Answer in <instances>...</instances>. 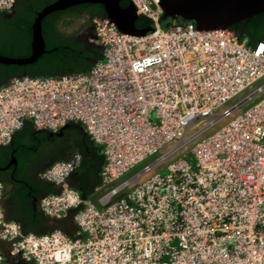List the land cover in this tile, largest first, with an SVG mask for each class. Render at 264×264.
Listing matches in <instances>:
<instances>
[{
	"label": "built area",
	"instance_id": "2783aa9c",
	"mask_svg": "<svg viewBox=\"0 0 264 264\" xmlns=\"http://www.w3.org/2000/svg\"><path fill=\"white\" fill-rule=\"evenodd\" d=\"M128 1L152 22L147 34L94 18L90 40L100 57L88 70L0 85V146L25 122L50 132L72 123L104 157L89 198L67 183L79 153L39 173L55 188L39 210L71 218L70 234L24 233L6 215L0 183V264H264V40L250 46L230 29L203 31L185 20L162 26L157 0ZM15 2L0 0V12ZM152 151L175 163L143 164ZM135 211L162 226L158 240Z\"/></svg>",
	"mask_w": 264,
	"mask_h": 264
},
{
	"label": "trees",
	"instance_id": "16d2710c",
	"mask_svg": "<svg viewBox=\"0 0 264 264\" xmlns=\"http://www.w3.org/2000/svg\"><path fill=\"white\" fill-rule=\"evenodd\" d=\"M17 1V0H16ZM56 0H18L14 4V12L10 18H4L0 13L1 22L9 29L8 35H0V54L7 57H28L31 53L32 24L38 12ZM121 1L120 5H126ZM97 9L90 16H104L99 4H79L66 10H56L47 13L40 22L41 35L45 44V52L36 61L23 65L0 63V85L10 77L22 74L28 76H49L64 73H76L88 70L100 57L98 47L87 46L82 43H72L69 37L59 32L58 23L69 24L62 17L69 14L78 15L83 9ZM9 22V24H7ZM166 20L163 25L171 24ZM151 21L138 16L136 28H145ZM230 30L245 36L250 46H255L264 40V11L229 27ZM20 40V43L17 41ZM17 43V44H16ZM3 71L5 73H3ZM29 122L16 130L8 145L0 146V167L6 165L11 156L16 159L15 165H10L5 172L0 171V182L9 187L5 198V212L7 217L17 222L24 233H43L53 228H60L70 234L74 231L71 218H64L49 224L39 210L35 208L36 199L43 194L55 191L54 186L38 178L44 169L42 164L37 168L35 177L27 176L30 164L39 156L51 154L47 165L59 160H66L71 154L82 156L79 167L68 177V184L75 188L83 198H87L94 187L99 184V172L103 164L100 148L95 145L86 134L82 133L79 125L72 124L62 129L63 135H51L46 130L33 132ZM37 157V158H35ZM9 174L12 176L10 177ZM6 177V178H5ZM5 178V179H4ZM9 179L11 184L6 182ZM24 218L29 222H21Z\"/></svg>",
	"mask_w": 264,
	"mask_h": 264
},
{
	"label": "water",
	"instance_id": "95a60500",
	"mask_svg": "<svg viewBox=\"0 0 264 264\" xmlns=\"http://www.w3.org/2000/svg\"><path fill=\"white\" fill-rule=\"evenodd\" d=\"M84 3L99 4L106 18L121 33L142 36L151 30V26L145 28L135 27L137 14L131 3L122 6L120 5V0H56L38 12L34 19L30 55L28 57L13 58L0 54V63L5 65H23L36 61L45 52L40 28L42 18L51 11L65 10L74 5ZM158 5L162 11V21L178 19L192 21L197 29L203 31L229 29L230 26L264 11V0H158ZM12 12H14V6L9 12H5V15H10ZM69 125L72 124L68 123L62 128ZM32 129L34 130L33 132L39 131L38 129ZM80 129L85 134L84 129L82 127ZM54 133L56 134V132L50 134ZM12 164H16L14 156H11L7 165L0 167V170L7 169ZM35 202V208L39 210L38 199ZM49 220V224L54 223V220Z\"/></svg>",
	"mask_w": 264,
	"mask_h": 264
},
{
	"label": "flooded vegetation",
	"instance_id": "af4514ba",
	"mask_svg": "<svg viewBox=\"0 0 264 264\" xmlns=\"http://www.w3.org/2000/svg\"><path fill=\"white\" fill-rule=\"evenodd\" d=\"M121 1H125L126 2V0H120V3H121ZM18 2V0L15 2V3H17ZM85 4H87V3H85ZM128 4V2L126 3V5ZM79 5V4H78ZM126 5H124V6H126ZM101 7V6H100ZM101 9H102V7H101ZM66 10V9H65ZM103 10V9H102ZM91 12H97V9H93V8H90L89 10H85V9H83L79 14L80 15H83V16H85L84 17V20L82 19V21H79V23H78V26H79V28H78V31L75 33V35H70V36H72V37H69V40L72 42V43H82L83 44V46L85 47V48H87V46H90V44L88 43V39L89 38H93L94 36H95V29H94V24H93V19L94 18H97V17H106L105 15L104 16H90L89 15V13H91ZM104 12V11H103ZM13 14V13H12ZM11 14V15H12ZM11 15H5V14H3V17L4 18H10V16ZM65 16H67V15H65ZM64 16V17H65ZM138 17V16H137ZM63 18V17H62ZM87 20V21H86ZM64 21V20H63ZM7 24H9V22L7 23ZM1 26L2 27H0V35H8L9 34V29H7V27L6 26H4L3 25V23L1 22ZM62 27V24H60V23H58V28H59V32H61L62 34H65V35H67V36H69V34H67V33H65V31L64 30H62V29H60ZM17 43H20V40H18L17 41ZM16 43V44H17ZM45 47V46H44ZM3 73H5L4 71H3ZM65 129L66 128H68V126L67 127H64ZM64 128H61V129H59L57 132H56V134L54 133V135H58V136H62L63 135V131H62V129H64ZM50 133H52V132H49V136H51V135H53V134H50ZM51 157H52V155L51 154H46V155H43V156H39L38 158L37 157H35V158H37L36 159V161L35 162H33V163H31L30 164V167L28 168V170H27V172H26V175L27 176H31V177H35V172L37 171V168L39 167V166H41V164H42V166H43V168L45 169L48 165H47V161H49L50 159H51ZM83 159V158H82ZM10 161V160H9ZM7 165V164H6ZM6 165H4V166H6ZM4 166H2V167H4ZM7 169H9V168H7ZM7 169H4V170H0V171H6ZM43 169V170H44ZM42 170V171H43ZM41 171V172H42ZM9 176L10 177H12L10 174H9ZM6 178V177H5ZM4 178V179H5ZM39 178V177H38ZM40 179V178H39ZM6 182L7 183H9V184H11L10 182V180L9 179H6ZM3 184V188H4V192H5V194H4V198H3V206L5 205V198H6V194L8 193V191H10L9 190V187L6 185V184H4V183H2ZM4 209H5V207H4ZM21 222H26L27 224L26 225H28L29 224V222H27V220L24 218V220L23 219H21Z\"/></svg>",
	"mask_w": 264,
	"mask_h": 264
},
{
	"label": "bare ground",
	"instance_id": "6f19581e",
	"mask_svg": "<svg viewBox=\"0 0 264 264\" xmlns=\"http://www.w3.org/2000/svg\"><path fill=\"white\" fill-rule=\"evenodd\" d=\"M128 3H131L130 1H128V0H126ZM88 4H91V3H88ZM132 4V3H131ZM78 5V4H77ZM133 5V4H132ZM11 10V9H10ZM9 10V11H10ZM1 13V12H0ZM13 13V12H12ZM11 13V14H12ZM10 14V15H11ZM90 14V13H89ZM105 18V17H104ZM178 20H181V19H178ZM185 21H187V20H185ZM189 22H192V21H189ZM193 23V22H192ZM194 24V23H193ZM195 25V24H194ZM196 27V26H195ZM197 28V27H196ZM61 29V28H60ZM88 43L90 44V46H92V47H97L96 45H94L93 43H91V40H90V38L88 39ZM30 46H31V42H30ZM231 95H233L232 93H230ZM259 103V101L257 102V104ZM140 120V122H143L145 119H143V117L142 118H140L139 119ZM150 121L152 122V120H147V123H149L150 124ZM69 124H72V123H69ZM154 124L156 125V126H163L162 124H160V123H157V122H154ZM77 125V124H76ZM48 132H50V131H48ZM210 136V132L209 131H206V132H204L203 134H201V135H197L196 136V140L197 141H201V140H203V139H207L208 137ZM140 145H139V143L137 142V147H139ZM188 147V149H193V146L192 145H188L187 146ZM176 151H179V150H173V151H169V152H167L166 153V155H167V157L168 158H174V157H176L177 156V152ZM101 152V151H100ZM72 155V154H71ZM70 155V156H71ZM101 155H102V153H101ZM155 155V151H152L151 153H150V157H152V156H154ZM103 156V155H102ZM103 161H104V157H103ZM192 161V160H191ZM152 162L153 163H155V164H159V165H163V166H166V165H168V164H170V163H175V160H173V159H169V160H166V159H164V158H162V159H157V160H155V159H153L152 160ZM52 164V163H51ZM50 164V165H51ZM49 166V165H48ZM47 166V167H48ZM46 167V168H47ZM102 167V166H101ZM133 168H135L136 166L135 165H133L132 166ZM133 168H131L129 171H131ZM142 168H140L138 171H136L135 173H137V172H139L140 170H141ZM101 170V169H100ZM128 171V172H129ZM187 171H190V170H188L187 169ZM100 173V172H99ZM127 173V172H126ZM125 173V174H126ZM135 173H133V174H131L129 177H127V178H130L131 176H133ZM192 173H194V174H196V173H198V172H194V171H192ZM125 174L123 175V177L125 176ZM38 177H39V175H38ZM123 177L120 179V181H122V180H124L123 179ZM40 178V177H39ZM41 179V178H40ZM126 179V178H125ZM42 180V179H41ZM44 181V180H43ZM46 182V181H45ZM67 182H68V179H67ZM1 183V182H0ZM167 183H168V185L171 187V188H173L172 187V185L170 184V181H167ZM2 184V183H1ZM99 184H100V174H99ZM98 184V185H99ZM3 185V184H2ZM69 185V184H68ZM98 185H96L95 187H97ZM70 186V185H69ZM70 187H72V186H70ZM95 187H94V189H95ZM73 188V187H72ZM75 189V188H74ZM94 189H93V191H94ZM76 190V189H75ZM93 191H92V193H93ZM91 193V194H92ZM90 194V195H91ZM44 195V194H43ZM90 195L87 197V198H89L90 197ZM98 196V195H97ZM38 205V204H37ZM174 208L176 209V206H174ZM40 211V210H39ZM41 212V211H40ZM42 213V212H41ZM133 217H136L137 219H138V221L141 223V224H143V225H145V226H149V227H151L152 229H153V236H154V239L155 240H158V237H157V235H162V226H157V225H155V224H153L152 222H144L142 219H148L147 217H146V215L144 214V213H142L141 211H135L134 213H133ZM47 218V217H46ZM126 218H127V216H126ZM49 219V218H48ZM55 221V220H54ZM175 224V223H174ZM173 224V225H174ZM171 226L168 230L169 231H173L175 228H176V225H174V226ZM184 230L185 231H187V232H192L191 231V228L190 227H186V228H184ZM255 230V229H254ZM0 252L1 253H3V255L4 256H6L7 255V244H1L0 243ZM11 262V264H19L16 260H11L10 261ZM219 264H223L222 262H220Z\"/></svg>",
	"mask_w": 264,
	"mask_h": 264
},
{
	"label": "rangeland",
	"instance_id": "374dc122",
	"mask_svg": "<svg viewBox=\"0 0 264 264\" xmlns=\"http://www.w3.org/2000/svg\"><path fill=\"white\" fill-rule=\"evenodd\" d=\"M84 17H85V16L80 15V14H78V15H72V14H70V15L68 16V20L71 22V24H70L69 26H67V27H66V26H62L61 29L64 30L65 33H67V34H73V35H75V33L78 31V28H79L78 23H79V21H82V19L84 20ZM86 21H87V20H86ZM14 58H18V57H14ZM239 99H240V98H239ZM237 100H238V99H237ZM235 101H236V100H235ZM235 101H232V102L228 103L227 106H230V105H231L233 102H235ZM244 108H245V107H242L241 109H244ZM216 126H217V125H216ZM156 156H157V155H154V156H152V157L147 158V160H146L143 164H149V163H151L152 160L155 159ZM143 164H139V165H137L135 168H133L131 171L127 172V173L125 174V176L123 177V179L129 177L131 174H133V173H135L136 171H138V170L142 167Z\"/></svg>",
	"mask_w": 264,
	"mask_h": 264
},
{
	"label": "clouds",
	"instance_id": "9594fccd",
	"mask_svg": "<svg viewBox=\"0 0 264 264\" xmlns=\"http://www.w3.org/2000/svg\"><path fill=\"white\" fill-rule=\"evenodd\" d=\"M157 1H158V0H157ZM52 3H53V2H52ZM50 4H51V3H50ZM13 6H14V5H13ZM158 6H159V5H158ZM159 8H160V7H159ZM160 10H161V9H160ZM5 12H6V11L1 12V13H2V14H5ZM7 12H9V11H7ZM69 15H70V14H69ZM69 15L63 17L62 20H64V21H69V20H68V16H69ZM72 15H74V14H72ZM141 17H143V16H141ZM145 18H146V17H145ZM148 20H149V19H148ZM171 21H178V20H171ZM163 22H164V21H162V11H161V16H160V19H159V23H160L162 26H166V25H163ZM60 24H62V23H60ZM70 24H71V22H70L69 24H65V25L62 24V26H66V27H67V26H69ZM151 24H152V22H151ZM70 35H72V34H69V36H70ZM44 45H45V44H44ZM13 58H14V57H13ZM18 58H19V57H18ZM20 76H26V74H25V75L22 74V75H20ZM27 76H28V75H27ZM33 77H34V76H33ZM10 78H11V77H10ZM8 79H9V78H8ZM8 79H7V80H8ZM7 80H6V81H7ZM32 128H33V127H32ZM11 140H12V139H11ZM10 142H11V141H10Z\"/></svg>",
	"mask_w": 264,
	"mask_h": 264
}]
</instances>
